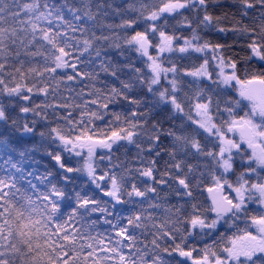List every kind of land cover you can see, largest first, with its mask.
Returning a JSON list of instances; mask_svg holds the SVG:
<instances>
[{
    "label": "snow or ice",
    "instance_id": "6c2138e0",
    "mask_svg": "<svg viewBox=\"0 0 264 264\" xmlns=\"http://www.w3.org/2000/svg\"><path fill=\"white\" fill-rule=\"evenodd\" d=\"M0 264H264V0H0Z\"/></svg>",
    "mask_w": 264,
    "mask_h": 264
},
{
    "label": "trees",
    "instance_id": "16d2710c",
    "mask_svg": "<svg viewBox=\"0 0 264 264\" xmlns=\"http://www.w3.org/2000/svg\"><path fill=\"white\" fill-rule=\"evenodd\" d=\"M37 158H38V159H42V160L44 159V158H41V157H39V156H38Z\"/></svg>",
    "mask_w": 264,
    "mask_h": 264
}]
</instances>
